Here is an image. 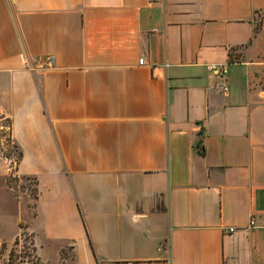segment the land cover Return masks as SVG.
I'll return each instance as SVG.
<instances>
[{
	"label": "crops",
	"instance_id": "0c3cea01",
	"mask_svg": "<svg viewBox=\"0 0 264 264\" xmlns=\"http://www.w3.org/2000/svg\"><path fill=\"white\" fill-rule=\"evenodd\" d=\"M0 118V244L264 264V0H0Z\"/></svg>",
	"mask_w": 264,
	"mask_h": 264
},
{
	"label": "rangeland",
	"instance_id": "374dc122",
	"mask_svg": "<svg viewBox=\"0 0 264 264\" xmlns=\"http://www.w3.org/2000/svg\"><path fill=\"white\" fill-rule=\"evenodd\" d=\"M9 151V150H7ZM7 152L5 151L4 144L3 148L0 147V155L4 157ZM8 163V177L6 178L7 185L10 192L17 198H25L27 196L29 199L28 206L31 207L33 198L35 197V189L32 180H19L14 175V169H11L12 163ZM23 198V199H24ZM28 235L21 231V235L11 243H1L0 244V260L2 264H40L39 260L33 252V247L29 244ZM66 256L67 251L64 250ZM63 254V256H64ZM29 255L30 257H27Z\"/></svg>",
	"mask_w": 264,
	"mask_h": 264
},
{
	"label": "built area",
	"instance_id": "2783aa9c",
	"mask_svg": "<svg viewBox=\"0 0 264 264\" xmlns=\"http://www.w3.org/2000/svg\"><path fill=\"white\" fill-rule=\"evenodd\" d=\"M151 2H157V1H161V0H149ZM143 60L140 59L138 61V64L142 65ZM207 70H209L210 72L216 73V74H220L222 76H224L226 74V69L224 67H221L219 65L213 64V65H209L207 66ZM3 144H4V148L5 151L7 152V150H9V147L11 148L12 143H11V138H10V126L7 122L4 121L3 118H0V147L3 148ZM7 161H10V163H12L11 169L15 168L16 166V159L14 156L10 155V157H7ZM235 229H227L225 232H234Z\"/></svg>",
	"mask_w": 264,
	"mask_h": 264
},
{
	"label": "trees",
	"instance_id": "16d2710c",
	"mask_svg": "<svg viewBox=\"0 0 264 264\" xmlns=\"http://www.w3.org/2000/svg\"><path fill=\"white\" fill-rule=\"evenodd\" d=\"M15 153H16V150H15V148H14V146L12 145L11 146V148L9 149V151H7V156L6 157H8V156H10V155H12V156H14L15 155ZM9 158V157H8ZM17 158H19V154H17ZM17 160V159H16ZM27 257H30L29 255H26Z\"/></svg>",
	"mask_w": 264,
	"mask_h": 264
}]
</instances>
